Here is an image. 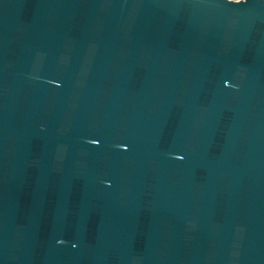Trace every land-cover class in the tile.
Masks as SVG:
<instances>
[{
	"label": "water",
	"instance_id": "1",
	"mask_svg": "<svg viewBox=\"0 0 264 264\" xmlns=\"http://www.w3.org/2000/svg\"><path fill=\"white\" fill-rule=\"evenodd\" d=\"M0 264H264V0H0Z\"/></svg>",
	"mask_w": 264,
	"mask_h": 264
}]
</instances>
